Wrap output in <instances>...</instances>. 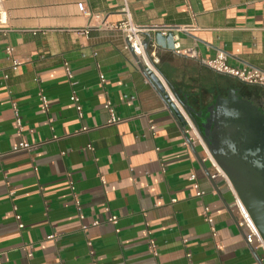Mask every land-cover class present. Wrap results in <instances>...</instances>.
<instances>
[{"label":"crops","instance_id":"0c3cea01","mask_svg":"<svg viewBox=\"0 0 264 264\" xmlns=\"http://www.w3.org/2000/svg\"><path fill=\"white\" fill-rule=\"evenodd\" d=\"M125 5L157 45L177 109L188 105L201 124L232 89L264 109L263 86L201 61L221 50L232 67L264 71V0H0V264H264L232 192L209 176L202 147L185 145L187 126L124 49L115 26ZM159 31L198 58L158 45ZM107 101L122 122L107 125ZM22 141L35 148L15 150Z\"/></svg>","mask_w":264,"mask_h":264},{"label":"water","instance_id":"95a60500","mask_svg":"<svg viewBox=\"0 0 264 264\" xmlns=\"http://www.w3.org/2000/svg\"><path fill=\"white\" fill-rule=\"evenodd\" d=\"M166 40H169V47L173 48L172 33L166 39L161 31L155 35V42L160 46L165 45ZM144 45L148 47V42H144ZM140 67L165 104L183 121L164 86L149 70L142 65ZM171 87L173 88L172 85ZM172 92L178 99L174 88ZM182 104L264 239V112L251 100L241 97L236 89L230 90L226 97L220 96L210 117L201 124L190 107ZM208 174L211 177L209 172ZM214 185L217 187L216 183Z\"/></svg>","mask_w":264,"mask_h":264},{"label":"built area","instance_id":"2783aa9c","mask_svg":"<svg viewBox=\"0 0 264 264\" xmlns=\"http://www.w3.org/2000/svg\"><path fill=\"white\" fill-rule=\"evenodd\" d=\"M77 5H78L79 11L83 15L90 17L91 19L95 16L89 10V8L86 6V4L84 2H79ZM122 13L124 14V18L115 26V28L119 31L121 36L124 38V41H125L124 49L127 52L134 54V56L136 57V62L138 65H142L144 68L149 70L151 73L155 74L156 76L159 75L163 79L162 74L157 67L159 62H160V59H159L158 54H157V45L152 44L150 48L145 47L144 39L142 36L143 31H145V27H143L139 24H136L133 21L128 5H125L123 7ZM96 17L100 19V15H96ZM5 23H6V12L0 11V25L5 24ZM105 25L106 24H105L104 20L102 19L101 27H104ZM184 29L188 30L187 28H184ZM173 50L178 54L185 55V56L192 58V59L198 58L197 54L193 50L182 48L179 43H175L173 45ZM8 53L11 54V51L9 50ZM201 61L206 66L213 69L214 71L221 73V74H226V75L232 76L233 78L237 79L238 81H240L242 83L249 84V85H258V86L264 87V71H262L258 68H255V67H246V66L242 67V68L232 67L228 64L227 54L224 51H221V50L218 51L212 59H201ZM19 64L20 63L18 61L14 60V62H13L14 68H17L19 66ZM66 71H67V75L69 77H71L72 72H71L70 68L66 67ZM100 78H101L102 82H105L104 75H101ZM163 82H164V86H165L164 88L172 100V96L169 93L170 88L168 87V85L164 79H163ZM71 100L75 103V106H76V109L79 113V116L82 117L83 112H82V107L79 104L78 96L76 94H73L71 96ZM41 101H42V108L44 110H46L48 107V101H47L46 96L41 95ZM179 106L180 107L178 108V110L183 117V122H184L185 126H187V129L185 131V135H186L185 145L190 146L191 144H198L202 147V149L206 155V158L209 160V162L211 163L212 168H213V173L211 174V178L213 180L221 179L228 186V188L230 189V191L233 194L234 204H235V206L239 212V215L241 217L239 225L242 228H244V230H245V238H246L247 244L255 250L261 249L264 252V239H263L259 229L255 225L252 217L250 216L249 212L247 211L246 207L244 206L243 202L241 201L240 197L238 196V194H237L235 188L233 187L231 181L229 180L228 176L225 174V172L220 168V166L215 161L214 157L212 156V154L209 150V147H208L205 139L203 138L200 130L196 127L191 116L187 113V111L183 107V105L179 104ZM104 107L109 112V115H110V117L107 121V125H113V124H117V123H120L123 121V118H121L116 113V111H115V109L112 106L110 101H107L105 103ZM14 108H15V112L17 114L18 110L16 108V104H14ZM17 121H18L19 131H21L22 130L21 122L19 119ZM83 130L87 131L89 129L83 128ZM34 148H35V145L22 141L15 148V150H28V151H30ZM89 149H92V147L89 146ZM2 155L3 154L0 151V157ZM191 179L195 180L196 175L192 174ZM194 188L197 190V196H204L206 194L205 191L200 190L199 185L196 182L194 184ZM204 216H205V220L210 224L211 232H212L213 236H216L217 231H216V228L214 226V219L211 216L210 208L208 206L204 207ZM16 218L18 220L21 219L20 215H17ZM109 220L113 223H117L118 218H117V216L112 215L109 218ZM98 224L99 223L96 221V222H93L92 225L97 226ZM19 227L23 228L24 225L22 223H19ZM83 229L87 230L88 226L84 225ZM151 248L153 249V252H155L153 241H151ZM26 249H27L28 255L32 256L31 249H28V248H26Z\"/></svg>","mask_w":264,"mask_h":264},{"label":"bare ground","instance_id":"6f19581e","mask_svg":"<svg viewBox=\"0 0 264 264\" xmlns=\"http://www.w3.org/2000/svg\"><path fill=\"white\" fill-rule=\"evenodd\" d=\"M151 74H153V73H151ZM155 77H156V79L160 82V83H162V85L164 86V82H163V79L161 78V76H159L158 74V76H156L155 74H153ZM154 77V78H155ZM165 87V86H164Z\"/></svg>","mask_w":264,"mask_h":264},{"label":"flooded vegetation","instance_id":"af4514ba","mask_svg":"<svg viewBox=\"0 0 264 264\" xmlns=\"http://www.w3.org/2000/svg\"><path fill=\"white\" fill-rule=\"evenodd\" d=\"M242 97V96H241ZM244 98V97H243ZM246 99V98H245ZM257 106H258V108L260 109V110H262L263 112H264V109H263V106H261V105H258V104H256Z\"/></svg>","mask_w":264,"mask_h":264}]
</instances>
